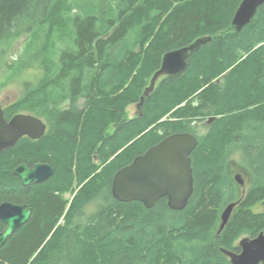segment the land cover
I'll use <instances>...</instances> for the list:
<instances>
[{
  "label": "trees",
  "instance_id": "trees-1",
  "mask_svg": "<svg viewBox=\"0 0 264 264\" xmlns=\"http://www.w3.org/2000/svg\"><path fill=\"white\" fill-rule=\"evenodd\" d=\"M241 1L95 0L72 12L69 0H0V77L4 68L40 71L5 116L31 113L48 125L41 139L23 137L0 153V204L32 209L0 247V264H231L223 249L239 252L242 235L264 232V3L237 30ZM206 35L212 41L183 71L161 78L130 119L128 105L163 55ZM205 121L200 135L196 123ZM184 132L199 140L184 209L167 198L148 208L113 196L119 169ZM236 158L251 176L247 190L229 171ZM39 162L54 174L23 185L14 169Z\"/></svg>",
  "mask_w": 264,
  "mask_h": 264
},
{
  "label": "water",
  "instance_id": "water-1",
  "mask_svg": "<svg viewBox=\"0 0 264 264\" xmlns=\"http://www.w3.org/2000/svg\"><path fill=\"white\" fill-rule=\"evenodd\" d=\"M263 3L264 0H242L232 19L235 28L240 30L249 24ZM211 41L210 35L201 36L186 46L165 53L160 68L141 97L139 107L145 96L154 90L160 77L183 71L190 54ZM46 132L47 124L40 117L31 113H18L8 120L5 109L0 104V153L15 146L25 136L37 140ZM197 145L198 138L192 133H173L165 137L116 172L112 181L113 196L124 202L140 201L148 208L165 197L170 208L184 209L194 192L191 155ZM54 172L55 167L48 162L33 166L22 163L14 169V174L23 185L46 181ZM236 179L241 182L239 175ZM235 206V202L230 203L223 211L219 231L230 221ZM31 214L32 209L25 204L9 201L0 204V220L6 224V228L0 233V247L18 227L29 220ZM239 246L240 252L223 249L231 264H264V232L253 238L245 237Z\"/></svg>",
  "mask_w": 264,
  "mask_h": 264
},
{
  "label": "rangeland",
  "instance_id": "rangeland-1",
  "mask_svg": "<svg viewBox=\"0 0 264 264\" xmlns=\"http://www.w3.org/2000/svg\"><path fill=\"white\" fill-rule=\"evenodd\" d=\"M69 1L72 4V6L74 7L73 10H71V11L74 12V10L77 9V5H84L86 2H94L95 0H69ZM72 12H71V14H72ZM50 37L51 36H49L48 34L44 33L43 37H42V41H47L49 43ZM25 45H23V43H22L19 50H16L13 55H10L9 57H7L8 61L15 60L16 57L18 55H20V53L22 52V50L24 49ZM162 59H163V57H162ZM4 73H5V75H3V77H0V104L2 106L7 105L10 102L16 100L21 95V93L23 91V88H24L22 83H24L27 79H32V78L35 79L36 75L40 76V71H37V70H34V69H29V70L25 69L21 74L18 75V71L17 70L4 68ZM154 74H153V76H154ZM152 77H151V80H152ZM163 77L164 76L160 77L159 80H157L156 84H158L160 79L163 78ZM151 80L149 81V84H148L147 88L150 86ZM153 91H151L150 94ZM144 94H145V92H144ZM144 94L142 96H144ZM147 96H145V97H147ZM141 97H140L139 101L133 102V103L128 105V107H127V116L130 119L136 118L137 115L139 113H141L142 109H141V107H139V103L141 102ZM166 118H168V116H165L162 120H166ZM213 119H215V116H212L210 118V121H212ZM207 120H208V118H207ZM206 123H207V121H205V123L204 122H202V123L201 122H197L196 123L197 127H198L197 128V132L200 135H202V134H204L206 132V125H207ZM229 171L232 174V176L235 178L236 181H239V180L236 179V176L240 175V180L243 181V185L240 184L239 182L238 183L241 185L243 190L244 189L247 190V187L251 183V176H250L249 172L246 169L240 167V164L238 163V159L237 158L231 160V162L229 164ZM66 196L70 200V199L73 198L74 192H69V193L66 194ZM235 203H236V206H237L238 201H236ZM87 209H88V211H91L92 209H94V205H89ZM61 222L63 223V220H61ZM245 237H251V236L242 235L238 239L237 244H239L240 241L242 239H244ZM251 238H253V237H251Z\"/></svg>",
  "mask_w": 264,
  "mask_h": 264
},
{
  "label": "flooded vegetation",
  "instance_id": "flooded-vegetation-1",
  "mask_svg": "<svg viewBox=\"0 0 264 264\" xmlns=\"http://www.w3.org/2000/svg\"><path fill=\"white\" fill-rule=\"evenodd\" d=\"M4 106H5V105H4ZM4 106H3V107H4ZM194 151H195V150H194ZM194 151H193V152H194ZM191 156H192V155H191ZM95 159H96V161H98V157H97V156L95 157ZM191 159H192V158H191ZM39 163H40V162H39ZM42 163H45V162H42ZM48 163H50V162H48ZM35 164H36V163H35ZM239 176H240V175H239ZM240 183L243 185V181H241ZM164 198H165V197H164Z\"/></svg>",
  "mask_w": 264,
  "mask_h": 264
},
{
  "label": "bare ground",
  "instance_id": "bare-ground-1",
  "mask_svg": "<svg viewBox=\"0 0 264 264\" xmlns=\"http://www.w3.org/2000/svg\"><path fill=\"white\" fill-rule=\"evenodd\" d=\"M198 138V137H197ZM199 141V140H198Z\"/></svg>",
  "mask_w": 264,
  "mask_h": 264
}]
</instances>
